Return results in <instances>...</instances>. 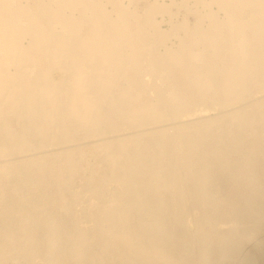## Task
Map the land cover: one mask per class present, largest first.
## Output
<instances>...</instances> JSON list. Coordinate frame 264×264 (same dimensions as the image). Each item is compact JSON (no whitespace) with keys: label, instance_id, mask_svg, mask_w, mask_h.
I'll return each mask as SVG.
<instances>
[{"label":"bare ground","instance_id":"6f19581e","mask_svg":"<svg viewBox=\"0 0 264 264\" xmlns=\"http://www.w3.org/2000/svg\"><path fill=\"white\" fill-rule=\"evenodd\" d=\"M0 264H264V0H0Z\"/></svg>","mask_w":264,"mask_h":264},{"label":"rangeland","instance_id":"374dc122","mask_svg":"<svg viewBox=\"0 0 264 264\" xmlns=\"http://www.w3.org/2000/svg\"><path fill=\"white\" fill-rule=\"evenodd\" d=\"M169 2V1H168ZM165 28H167V26H164Z\"/></svg>","mask_w":264,"mask_h":264}]
</instances>
